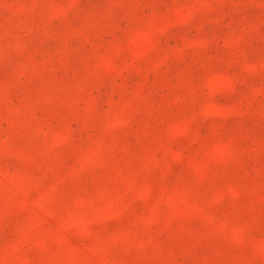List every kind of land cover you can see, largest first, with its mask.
I'll list each match as a JSON object with an SVG mask.
<instances>
[{"label":"rangeland","instance_id":"374dc122","mask_svg":"<svg viewBox=\"0 0 264 264\" xmlns=\"http://www.w3.org/2000/svg\"><path fill=\"white\" fill-rule=\"evenodd\" d=\"M0 264H264V0H0Z\"/></svg>","mask_w":264,"mask_h":264}]
</instances>
